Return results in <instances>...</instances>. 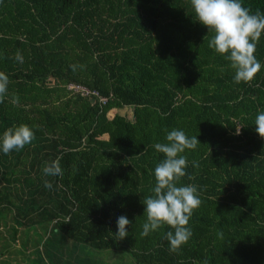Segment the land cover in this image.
<instances>
[{"label": "trees", "instance_id": "16d2710c", "mask_svg": "<svg viewBox=\"0 0 264 264\" xmlns=\"http://www.w3.org/2000/svg\"><path fill=\"white\" fill-rule=\"evenodd\" d=\"M242 4L264 12V0ZM212 35L190 0H0V72L9 79L0 144L9 128L35 133L20 151L0 147V264L14 253L59 264L66 242L80 253L76 264H264V139L255 131L264 33L254 53L261 70L240 84L209 47ZM174 129L200 141L182 154L180 185H196L202 201L177 253L170 226L141 235L142 200L164 158L154 145ZM56 160L62 175L45 176ZM121 215L132 223L118 240Z\"/></svg>", "mask_w": 264, "mask_h": 264}, {"label": "clouds", "instance_id": "9594fccd", "mask_svg": "<svg viewBox=\"0 0 264 264\" xmlns=\"http://www.w3.org/2000/svg\"><path fill=\"white\" fill-rule=\"evenodd\" d=\"M195 13V20L206 26L208 33H212L209 47L230 62L234 70V82L236 84L250 83L254 76L261 70V63L254 53L257 44L264 33V12L259 9L252 13L251 9L244 7L242 0H190ZM226 54V55H225ZM15 59L23 62L20 52ZM76 71V65H70ZM9 79L0 72V103L8 92ZM255 131L264 139V111L258 113L255 118ZM242 127H236V135L241 133ZM35 133L28 125H20L9 128L3 133L2 151L8 154L13 150L20 151L26 145L31 144ZM166 143H157L155 149L164 155L154 170L155 187L153 195L144 197V215L146 222L143 224L142 236H148L165 225L174 231L166 233L169 242V251L177 253L181 246L186 244L193 233L188 226L194 210L198 209L202 201L196 185L181 186L180 181L188 175L186 156L182 155L186 149H195L200 141L196 136L189 137L182 130L174 129L167 133ZM195 168L199 163L192 162ZM45 176L62 175L59 160L43 168ZM192 179V177H189ZM44 186L52 188V184L45 180ZM132 222L124 215L118 217L115 233L118 240L127 237V226ZM221 238L223 233L218 234Z\"/></svg>", "mask_w": 264, "mask_h": 264}, {"label": "rangeland", "instance_id": "374dc122", "mask_svg": "<svg viewBox=\"0 0 264 264\" xmlns=\"http://www.w3.org/2000/svg\"><path fill=\"white\" fill-rule=\"evenodd\" d=\"M16 247H19L18 244ZM105 252H107V250L97 251V254H101L102 257H109L108 258L109 260H110V258L119 257L121 255V254L119 255V254H115V253L104 255ZM120 253H122V252H120ZM75 255L78 256V255H80V253L78 252V250L73 248L71 242H66L63 245L62 252L59 255V258L57 259V261L60 262L59 264H67L68 262H70L71 264H76L77 261H76V258L74 257ZM7 256H8L7 258L11 260L12 264H16L17 261H19L21 264H29L28 262L25 261L24 258H26V257L22 253H14V254L10 255V257H9V255H7ZM122 257H125V256H122ZM126 257H128V256H126ZM30 258H33V257H30ZM104 259L106 261H108L107 258H104ZM37 262H38V264H44L42 260H37Z\"/></svg>", "mask_w": 264, "mask_h": 264}, {"label": "built area", "instance_id": "2783aa9c", "mask_svg": "<svg viewBox=\"0 0 264 264\" xmlns=\"http://www.w3.org/2000/svg\"><path fill=\"white\" fill-rule=\"evenodd\" d=\"M69 88L70 89H75L77 91H81V93L83 95H90V94H95L97 96L100 95L99 92H97V91H90L88 88H86L84 86H80V85L70 84L69 85ZM101 99L104 100V101H106V98L101 97Z\"/></svg>", "mask_w": 264, "mask_h": 264}]
</instances>
